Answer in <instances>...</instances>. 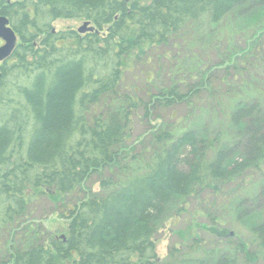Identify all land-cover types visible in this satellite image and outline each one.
Segmentation results:
<instances>
[{"label":"trees","instance_id":"trees-1","mask_svg":"<svg viewBox=\"0 0 264 264\" xmlns=\"http://www.w3.org/2000/svg\"><path fill=\"white\" fill-rule=\"evenodd\" d=\"M2 16L19 42L0 77V264L264 262V0H0ZM153 59L155 85L128 89ZM94 177L63 237L24 227ZM199 202L209 227L188 218Z\"/></svg>","mask_w":264,"mask_h":264},{"label":"rangeland","instance_id":"rangeland-1","mask_svg":"<svg viewBox=\"0 0 264 264\" xmlns=\"http://www.w3.org/2000/svg\"><path fill=\"white\" fill-rule=\"evenodd\" d=\"M82 25L83 22H79L76 20H59L56 23H54V28L56 31L67 30V29L77 30L80 27H82ZM162 52L163 51H160V53ZM167 55L170 56V53ZM162 63L164 64V67L167 70L174 68L173 63L171 64L169 61H162ZM154 68H156V63L153 59L149 61L148 65L141 66L136 70H134L133 72H131L125 81V86L130 90L135 88L137 92H139V95L141 96L145 95L147 92L150 91L151 87L155 85L154 81H150L151 79L150 75H152V73H155ZM179 112H183V109H180ZM171 114L172 112L164 111L161 117L164 118L166 121L171 120L172 119ZM143 130L145 129H143V127L140 124H137L135 126V129L133 131L134 141L137 140V138L142 134ZM85 190L88 191L89 193L98 192L100 190L98 178L94 177L92 180L86 183L82 189L64 198L63 201L61 202L55 203L51 201L48 197L40 198L37 202H35L31 206L29 219L27 220V222L25 220L23 221L24 227L32 228L33 230L37 229L39 231H42L43 233L45 232V234L49 233L50 235L55 234L58 236L63 235L61 234V232L63 231L61 214L65 212L68 207L73 206L84 195H86ZM208 198H209V201L207 202L208 208L211 205L217 206L216 201L220 202V200L222 199L220 197H214V196L212 197L211 195ZM212 200H215V203H212ZM203 205L204 204L201 202L197 203V205L195 206L191 204L188 207L189 208L188 212L192 214V217L188 216V218L190 221L196 220L198 224L205 223L206 227H209L210 219L207 216L208 214H206V219H205V217H203L204 215L203 212L200 210L202 209ZM30 225L33 226L31 227ZM188 226H189V221L185 218L176 222L174 219L168 220L165 227L160 231V235L158 238V254L160 258L164 259L168 256L169 248L173 245H176L180 241L177 236L178 235L177 232L186 230ZM46 230L48 231V233L46 232ZM258 264H264V262Z\"/></svg>","mask_w":264,"mask_h":264},{"label":"water","instance_id":"water-1","mask_svg":"<svg viewBox=\"0 0 264 264\" xmlns=\"http://www.w3.org/2000/svg\"><path fill=\"white\" fill-rule=\"evenodd\" d=\"M94 28L89 22H85L78 31L82 34L93 31ZM0 40H4L6 44L0 48V61L9 58L16 45H17V35L14 29L10 26L9 19L6 17H0Z\"/></svg>","mask_w":264,"mask_h":264},{"label":"flooded vegetation","instance_id":"flooded-vegetation-1","mask_svg":"<svg viewBox=\"0 0 264 264\" xmlns=\"http://www.w3.org/2000/svg\"><path fill=\"white\" fill-rule=\"evenodd\" d=\"M6 44V42L4 41V40H0V48L2 47V46H4ZM17 47V46H16ZM16 49V48H15ZM15 49H14V51H15ZM14 51H13V53H14ZM13 53H12V55H13ZM12 55L9 57V58H7V59H5V60H3V61H0V77L2 76V70H3V67L5 66V65H7L8 63H10L11 62V60H12Z\"/></svg>","mask_w":264,"mask_h":264}]
</instances>
